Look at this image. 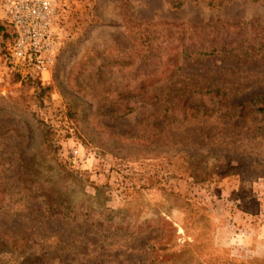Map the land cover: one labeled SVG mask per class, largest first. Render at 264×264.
Returning <instances> with one entry per match:
<instances>
[{"label":"rangeland","instance_id":"obj_1","mask_svg":"<svg viewBox=\"0 0 264 264\" xmlns=\"http://www.w3.org/2000/svg\"><path fill=\"white\" fill-rule=\"evenodd\" d=\"M129 2L130 20L125 0H62L67 39L40 103L25 100L36 93L8 60L0 19V107L17 106L0 112V231L53 238L30 245L72 264H264L261 117L223 126L211 100L171 116L195 88H222L232 105L264 97V3ZM242 45L254 53L238 57ZM150 72L143 89L155 84L159 104L135 98L123 119L98 110ZM153 110H169L161 130ZM217 150L250 163L217 173ZM0 264L26 259L0 252Z\"/></svg>","mask_w":264,"mask_h":264},{"label":"trees","instance_id":"obj_2","mask_svg":"<svg viewBox=\"0 0 264 264\" xmlns=\"http://www.w3.org/2000/svg\"><path fill=\"white\" fill-rule=\"evenodd\" d=\"M172 8L179 9L181 8L187 1L189 0H166ZM193 2L197 3H203L207 7L211 9H217L223 7L225 4L231 3L236 0H190ZM253 2H262L264 3V0H251ZM125 6V18L130 20V16L128 15V9L130 7V2L129 0H125L124 3ZM3 25L9 26L12 29V37L10 40V44H12L15 40V33L12 25L6 21L1 22ZM67 39V38H66ZM66 42V40H65ZM9 44V46H10ZM8 46V48H9ZM259 50L264 48V35L261 38L260 42H258ZM7 48V56L9 54ZM245 45L240 46L237 48L238 51V57H244L247 56L249 53H254L250 52L249 50L246 51ZM62 50V49H61ZM184 53V51H183ZM60 55V54H59ZM146 58V56H145ZM17 75V78L19 82H21L22 85L27 86L28 90H34L36 94L31 95L30 97L27 96L25 100L28 98L32 99L33 101L36 102H41L42 98L48 93L52 87L51 83L49 84H42V82L37 79L33 78L32 76H29L28 78L23 77L21 73L15 72ZM178 75L177 72H174L170 79H174ZM141 78L140 82L138 81L139 78ZM135 78H138L136 81L139 83L136 88L133 91H125L118 96V100L120 102V105L117 107H110V108H105V107H99L98 110L101 111L100 109H104V112H106L110 118H115V119H123L126 118L130 115H132L136 110L135 108L131 105V102L135 98H139L143 100V102L149 101V104L151 106H155L160 103V96L158 95V91L153 89H148L145 90L143 89L144 83L150 80H156L158 78V73L157 72H150L146 74H140L137 75ZM194 100L204 102L205 100H211L213 103L217 105V116H219L220 119H222L225 122L226 127L229 126H235V127H240L246 124L249 121V118L251 116L256 117H261L260 121L264 122V97H253L251 99H248L247 101L240 103L238 105H232L229 100H228V93L223 90L222 88H217V89H210V88H204V89H198L195 88L191 93H182L180 97L176 98L175 100V105L172 111V117L175 118H181L183 117L184 114L188 113V110L191 109L192 102L194 103ZM17 104V103H16ZM17 106L13 103L8 104L7 106L0 107V112H3L5 110H10V109H17ZM29 109V107L27 108ZM169 110L165 111H157L153 110V115L151 116L152 118H157L158 116L160 119L156 120V123L154 125V128L161 130V126L165 125L166 123H163L161 120L164 119V121L170 120L169 118H166L164 115H168ZM173 120V119H172ZM182 123V122H181ZM245 130V127H243ZM242 129V130H243ZM44 134L42 135L43 141L47 142V131L43 132ZM44 142V143H45ZM179 149H174L172 150L173 153L174 151H178ZM161 153H170V152H161ZM249 158L245 156H240V155H235V153L229 151V150H217V164L215 167L217 168V173H221L226 171L225 174H233L238 172L241 168L240 167H235L233 166V163H236L237 165L241 164V167L246 166L247 164L250 163ZM5 161V160H4ZM5 163L8 164L7 161ZM198 169H200L199 166H197ZM207 166L203 171H206ZM0 188H3L0 186ZM0 194H3V190H0ZM4 195V194H3ZM4 199L0 200V209H2L3 204H4ZM0 228H1V220H0ZM56 237V236H55ZM31 239H34L32 236L27 237L24 234H9L3 231H0V252L1 253H7L11 254L12 256L16 257H21L26 259V264H32V262H39V264H50L52 263H57V264H72L69 262H61L59 254L52 255L50 253V248H45V246H40V245H30L32 244H39V242H45L52 240L53 238H44L43 240L39 239V242L37 241H30ZM56 239V238H55ZM30 241V242H29ZM152 248L148 249V252L152 253L151 251ZM64 251V250H60ZM128 251L134 252L135 249L131 248L128 249Z\"/></svg>","mask_w":264,"mask_h":264},{"label":"built area","instance_id":"obj_3","mask_svg":"<svg viewBox=\"0 0 264 264\" xmlns=\"http://www.w3.org/2000/svg\"><path fill=\"white\" fill-rule=\"evenodd\" d=\"M62 0H0V19L10 23L15 40L8 60L23 77L52 80V70L67 33L62 21ZM78 150L75 154H78Z\"/></svg>","mask_w":264,"mask_h":264}]
</instances>
